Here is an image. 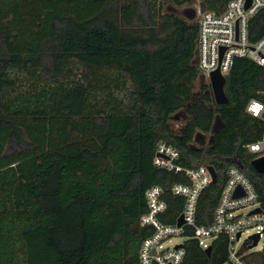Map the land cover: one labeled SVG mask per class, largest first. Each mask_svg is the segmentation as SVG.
I'll use <instances>...</instances> for the list:
<instances>
[{
	"label": "trees",
	"instance_id": "trees-1",
	"mask_svg": "<svg viewBox=\"0 0 264 264\" xmlns=\"http://www.w3.org/2000/svg\"><path fill=\"white\" fill-rule=\"evenodd\" d=\"M227 1L0 0V264H137L149 234L138 224L145 192L161 189L162 224L183 207L170 192L183 174L152 164L159 142L178 151L180 167L215 172L196 226L210 224L232 166L264 208V179L246 150L263 121L245 112L264 103V68L235 59L228 102L215 105L208 83L195 89L196 23L171 10L197 2L219 14ZM263 29L259 12L249 41ZM216 116L223 127L212 133ZM226 247L221 236L205 254L185 240L183 264H226ZM245 259L263 264L260 253Z\"/></svg>",
	"mask_w": 264,
	"mask_h": 264
},
{
	"label": "built area",
	"instance_id": "built-area-1",
	"mask_svg": "<svg viewBox=\"0 0 264 264\" xmlns=\"http://www.w3.org/2000/svg\"><path fill=\"white\" fill-rule=\"evenodd\" d=\"M195 12V65L199 76L208 84L210 73L218 70L221 76L226 77L234 60L238 58L249 59L264 68V29L257 40L249 41L250 22L259 12H264V0H228L219 14L203 12L198 7H195ZM245 112L263 121L261 138L249 144L246 150L254 159L264 157V103L251 100ZM178 158L179 153L174 147L164 142L156 144L153 166L167 172L183 174L185 178L186 183H176L170 188L173 196L183 199V207L175 224H162L160 218L165 215L166 204L162 199L161 189L151 187L145 192L146 211L140 215L138 224L149 228V234L140 244L137 264H183L185 240L195 241L205 251L210 248L213 240L221 236L227 240L226 264H248L245 258L250 254L248 247L252 241L249 237L258 235L257 244L264 239V208L260 205L254 185L238 167H230L226 171L225 183L214 206L210 224L196 226L198 199L213 183L212 172L210 166L196 169L180 167L177 164ZM237 189L241 194L234 197ZM256 209L259 211L255 212ZM180 217L183 224L177 227ZM243 234H248V237L240 244ZM178 237L183 242L164 247ZM244 244L247 247L242 251ZM260 254H263L264 264V252Z\"/></svg>",
	"mask_w": 264,
	"mask_h": 264
},
{
	"label": "water",
	"instance_id": "water-1",
	"mask_svg": "<svg viewBox=\"0 0 264 264\" xmlns=\"http://www.w3.org/2000/svg\"><path fill=\"white\" fill-rule=\"evenodd\" d=\"M195 14H196V12H195L194 8H188V9H185L184 11L181 12V16L187 21H192L195 17ZM194 64H195V61H194ZM200 80H204V78L201 77ZM208 82H209V86H210V92L212 94L215 105H217V106L226 105L228 101H227V98H226L225 93H224L225 77L221 76L219 71L217 70V71L210 73ZM222 127H223V123L221 122L219 116H216L214 119L212 128H211L212 133H216ZM201 137H203V136L200 133H197L194 137V141L198 145H200V143H198V139ZM250 165H251L252 169L257 174H260L264 179V157L252 160ZM210 169L212 172V182L214 183L216 180L215 172H214L212 167H210ZM240 194H241L240 190L237 189L234 193V197H237ZM258 211H259V209L255 210V212H258ZM182 224H183V220L180 217L177 221L176 226L181 227ZM249 239L252 241V243L248 248L251 249V248L256 246L257 241H258V235H252L249 237ZM180 247L181 246H178V248H180ZM209 251H210V248L206 249L204 251V253L209 254Z\"/></svg>",
	"mask_w": 264,
	"mask_h": 264
},
{
	"label": "rangeland",
	"instance_id": "rangeland-1",
	"mask_svg": "<svg viewBox=\"0 0 264 264\" xmlns=\"http://www.w3.org/2000/svg\"><path fill=\"white\" fill-rule=\"evenodd\" d=\"M195 5H197V2H195ZM195 5L194 4H192L191 6L184 5V6L179 7V8L171 7L172 8L171 10L181 16V12L182 11H184L185 9H188V8H194L195 9ZM194 19H195V17H194ZM194 19L192 20V22L195 21ZM200 78L201 77L199 76L198 81L195 83V89L196 90L198 89L199 82L207 83L205 80H200ZM207 140H208V137L207 136H203V137L198 139V143H200V145L203 146V145H205L207 143ZM243 212H245V211H243ZM247 237H248V234H243L239 243L240 244L243 243L247 239ZM181 242H183L182 238H180V237L174 238L169 243H166L164 245V247H171L173 244H177V243H181ZM248 251H249V253H261V252H264V239H261L255 247L249 249Z\"/></svg>",
	"mask_w": 264,
	"mask_h": 264
},
{
	"label": "snow or ice",
	"instance_id": "snow-or-ice-1",
	"mask_svg": "<svg viewBox=\"0 0 264 264\" xmlns=\"http://www.w3.org/2000/svg\"><path fill=\"white\" fill-rule=\"evenodd\" d=\"M255 108H259V106H255Z\"/></svg>",
	"mask_w": 264,
	"mask_h": 264
}]
</instances>
